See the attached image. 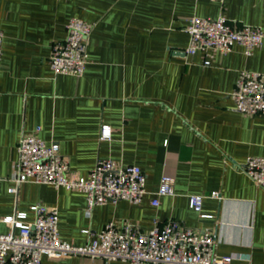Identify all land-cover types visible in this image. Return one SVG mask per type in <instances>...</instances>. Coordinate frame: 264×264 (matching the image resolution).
Wrapping results in <instances>:
<instances>
[{
    "label": "crops",
    "instance_id": "0c3cea01",
    "mask_svg": "<svg viewBox=\"0 0 264 264\" xmlns=\"http://www.w3.org/2000/svg\"><path fill=\"white\" fill-rule=\"evenodd\" d=\"M193 15L264 31V0H0L1 233L11 230L4 218L24 212L32 221L31 206L41 203L58 208L61 238L78 246L90 240L85 228L100 231L109 221L149 231L155 220H177L213 232L220 256L249 254L264 264V188L242 169L249 155L264 156V113L238 111L231 96L242 69L264 72V39L251 56L236 42L229 52L212 51L205 65L206 51H185ZM72 17L94 25L80 77L50 65ZM103 125L110 138H101ZM36 132L60 144L74 175L87 176L98 159L140 166L144 199L96 205L87 215L80 190L27 181L10 192L20 139ZM164 174L175 179L174 195L156 193ZM192 194L205 195L203 212L212 217L190 207ZM43 262L131 264L81 254Z\"/></svg>",
    "mask_w": 264,
    "mask_h": 264
},
{
    "label": "built area",
    "instance_id": "2783aa9c",
    "mask_svg": "<svg viewBox=\"0 0 264 264\" xmlns=\"http://www.w3.org/2000/svg\"><path fill=\"white\" fill-rule=\"evenodd\" d=\"M93 27L92 23L79 17L68 21L66 38L53 44L50 55V65L56 74L78 77L84 74L89 63L88 48ZM185 29L190 36L186 54L206 51L205 65L211 64L212 51L229 52L236 42L244 47L246 55L251 56L262 46L264 39L261 27L235 23L224 15L215 18L193 15ZM3 38L0 29V57ZM231 96L238 111L247 115L264 113V72L242 69ZM37 132L24 134L20 139L18 170L10 192L16 193L20 184L27 181L80 190L86 195L87 215L96 205L120 200L141 203L144 199L147 176L140 166L121 165L110 158L98 159L87 176L74 175L70 172L69 159L60 152V144L56 141L47 143ZM111 134V128L103 125L101 138H110ZM242 169L264 188V156L249 155ZM174 185V177L164 174L157 195H174ZM211 195L217 197L219 193L212 192ZM204 198L203 194L189 195V205L201 217H212L203 212ZM152 203L158 205V197ZM31 210L35 215L32 221L27 220L24 212L3 219L11 230L0 232V264H45L44 256L55 260L74 254L131 264H235L236 260L239 264H255L249 254L235 252L220 256L213 232L186 227L177 220L163 224L155 220L149 231L130 221L120 225L109 221L100 231L85 228L83 231L90 240L86 245L78 246L61 238L57 207L37 203Z\"/></svg>",
    "mask_w": 264,
    "mask_h": 264
}]
</instances>
